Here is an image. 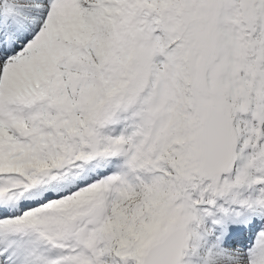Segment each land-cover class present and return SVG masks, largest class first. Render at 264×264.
<instances>
[{"label":"snow or ice","instance_id":"1","mask_svg":"<svg viewBox=\"0 0 264 264\" xmlns=\"http://www.w3.org/2000/svg\"><path fill=\"white\" fill-rule=\"evenodd\" d=\"M0 264H264V0H0Z\"/></svg>","mask_w":264,"mask_h":264}]
</instances>
